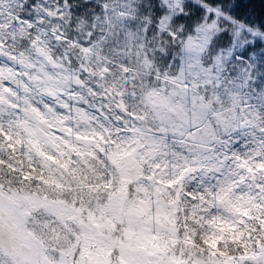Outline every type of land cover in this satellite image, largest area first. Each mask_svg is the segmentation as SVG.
Segmentation results:
<instances>
[{
  "label": "snow or ice",
  "instance_id": "6c2138e0",
  "mask_svg": "<svg viewBox=\"0 0 264 264\" xmlns=\"http://www.w3.org/2000/svg\"><path fill=\"white\" fill-rule=\"evenodd\" d=\"M0 264H264V0H0Z\"/></svg>",
  "mask_w": 264,
  "mask_h": 264
},
{
  "label": "trees",
  "instance_id": "16d2710c",
  "mask_svg": "<svg viewBox=\"0 0 264 264\" xmlns=\"http://www.w3.org/2000/svg\"><path fill=\"white\" fill-rule=\"evenodd\" d=\"M260 7L259 3H257V11H259Z\"/></svg>",
  "mask_w": 264,
  "mask_h": 264
}]
</instances>
